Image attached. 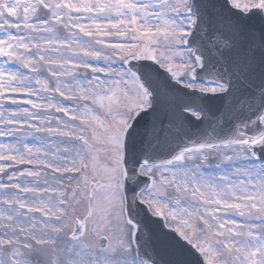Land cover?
<instances>
[{
  "label": "snow or ice",
  "instance_id": "obj_1",
  "mask_svg": "<svg viewBox=\"0 0 264 264\" xmlns=\"http://www.w3.org/2000/svg\"><path fill=\"white\" fill-rule=\"evenodd\" d=\"M0 264H264V0H0Z\"/></svg>",
  "mask_w": 264,
  "mask_h": 264
},
{
  "label": "water",
  "instance_id": "obj_2",
  "mask_svg": "<svg viewBox=\"0 0 264 264\" xmlns=\"http://www.w3.org/2000/svg\"><path fill=\"white\" fill-rule=\"evenodd\" d=\"M253 23H259V21L257 20V19H253V21H252ZM140 63H147V62H144V61H141ZM144 121H141V123H143ZM186 258H188V259H192L193 258V254H191V253H186Z\"/></svg>",
  "mask_w": 264,
  "mask_h": 264
}]
</instances>
